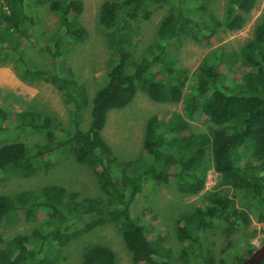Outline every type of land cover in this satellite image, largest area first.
Returning <instances> with one entry per match:
<instances>
[{
	"label": "trees",
	"instance_id": "obj_1",
	"mask_svg": "<svg viewBox=\"0 0 264 264\" xmlns=\"http://www.w3.org/2000/svg\"><path fill=\"white\" fill-rule=\"evenodd\" d=\"M195 1L102 0L96 24L110 56L103 83L88 99L84 85L74 78L65 58L66 52L87 35L79 20L82 1L0 0V61L12 58L14 70L22 80L40 79L61 91L71 107L72 122L70 130L57 135L53 117L30 109L14 113L13 127L42 133L43 141L33 147L16 139L0 144V180L46 171L53 165L49 156L61 153L92 169L105 195L76 201L75 192L56 185L12 195L0 193V264H56L52 247L64 245L74 235L67 228L68 222L81 215L88 219L75 233L114 223L136 264H190L195 258L203 264H213V257L200 240L203 232L222 222L221 231L227 238L246 224L242 206L251 200L264 206V16L256 22L252 38L237 52L230 50L227 54L230 59L239 57L247 68L238 79L226 81L219 70L224 51H219L216 60L203 58L188 75L185 68L173 67L177 45L185 38L208 43L222 29L240 28L244 15L255 3L226 0V18L220 20L203 9L204 15L198 19L188 6L184 10L185 2ZM166 4L156 26L154 45L135 57V23L148 19ZM40 5L58 20L49 34L37 31L38 22L32 12ZM24 40L36 45V50L46 54L52 65L29 67L21 45ZM137 91L153 101L179 103L182 115L168 116L165 124L150 116L143 129L142 152L132 159L113 160L101 135L106 113L125 107ZM87 105L88 125L81 127L80 112ZM197 115L204 116L210 125L199 131L185 128ZM9 116L0 107V132L5 130L4 122ZM210 167L218 173L216 184L202 193L201 205L180 215L175 225L180 248L173 251L166 245L165 235L149 237L150 228L130 212L141 185L151 180L171 184L183 195H194L202 190ZM229 189L232 195L228 194ZM39 212L43 219L28 233L4 238V229L20 221L35 220ZM250 253L248 249L246 254ZM243 259L234 253L231 264ZM218 262L226 264L225 257ZM113 263V252L106 246H93L81 258V264ZM260 264H264V259Z\"/></svg>",
	"mask_w": 264,
	"mask_h": 264
},
{
	"label": "rangeland",
	"instance_id": "obj_2",
	"mask_svg": "<svg viewBox=\"0 0 264 264\" xmlns=\"http://www.w3.org/2000/svg\"><path fill=\"white\" fill-rule=\"evenodd\" d=\"M81 1L82 11L79 20L86 28L87 35L82 42L75 43L64 57L71 66L74 78L84 85L86 96L90 99L94 91L103 83L110 50L96 24L98 7L102 0ZM189 1L191 0H186V2ZM186 2L184 10L188 6V11L196 19L202 14L204 15L201 9L205 10L206 14L208 12L220 20L226 18V0H196L191 4ZM43 7L37 6V9L32 13L38 22L37 31H45L46 34H49L57 27L58 20L54 13ZM167 7L166 4L154 10L148 19L135 23L133 38L135 57L138 58L148 46L154 45L156 26ZM262 16H264V0H255L253 7L244 15V23L240 28L231 31L222 29L212 36L208 43L191 38L183 39L177 45L173 67L176 69L185 68L187 74L190 75L203 58L206 57L213 61L218 58L219 51H224L218 68L226 81L232 77V79L235 77L238 79L239 74H243L247 68L242 65L239 57L230 59L227 54L230 50L237 52L247 40L252 38L254 26ZM21 45H23L24 59L29 67L48 68L52 65L51 59L46 54L36 50V45L32 46L26 40L21 41ZM168 50L171 51L172 47L168 46ZM2 68L8 70V75L0 73V107L4 108L10 116L8 121L4 122L5 130L0 132V144L16 139L33 147L36 143L43 141L42 133L27 129L19 130L12 126L13 114L21 110H35L53 117L57 126V135L72 128L71 107L66 103L61 91L40 79L30 82L22 80L14 70L12 58L0 61V69ZM174 114L182 115L179 103L153 101L143 92L137 91L125 107L111 109L106 113L101 135L110 147L109 157H112L113 160L137 157L142 152L143 129L147 118L156 116L162 124H165L166 118ZM88 120L89 106L87 105L80 112V126L87 127ZM208 125L210 122L204 116L197 115L188 121L185 128L199 131L205 130ZM55 155L54 157L49 156L53 165L46 171L0 180V193L12 195L22 190L56 185L64 187L67 191L75 192L76 201H82L86 197L102 198L105 196L99 189L98 178L92 169L77 163L68 154L55 153ZM205 191L202 189L194 195H183L171 184H157L146 180L141 185L130 212L139 216L144 225L150 228L149 237H154L156 234L165 235L166 245L170 246L173 251H177L182 245L174 233L175 225L179 223L180 218L178 219V217L193 207L201 205L202 193ZM232 193L233 191L229 189L228 194L232 195ZM235 194L238 195L239 192H235ZM234 199L239 205L237 197ZM242 208L247 215L246 224H241L239 229L232 231L227 238L221 231L222 222H216L212 229L203 232L200 236L204 248L208 249L209 254L213 257V264H219V258H223V256L225 263L231 264V257L234 253L245 259L251 254H246L248 249L253 252L264 243V206H261L257 200H251L248 205L242 206ZM36 216L35 220L20 221L4 229V238L16 233H28L43 219L42 212ZM87 219V216L81 215L68 222L67 228L74 235L64 245L52 247L51 254L54 256L56 264H81L82 254L93 246L108 247L113 252V264H136L132 261L114 223H105L91 230L75 233ZM227 242L230 243L229 248L226 252H222L227 246ZM190 264L203 263L200 258H195L191 260Z\"/></svg>",
	"mask_w": 264,
	"mask_h": 264
},
{
	"label": "water",
	"instance_id": "obj_3",
	"mask_svg": "<svg viewBox=\"0 0 264 264\" xmlns=\"http://www.w3.org/2000/svg\"><path fill=\"white\" fill-rule=\"evenodd\" d=\"M264 259V243L255 249L251 254L243 259L239 264H260Z\"/></svg>",
	"mask_w": 264,
	"mask_h": 264
},
{
	"label": "built area",
	"instance_id": "obj_4",
	"mask_svg": "<svg viewBox=\"0 0 264 264\" xmlns=\"http://www.w3.org/2000/svg\"><path fill=\"white\" fill-rule=\"evenodd\" d=\"M218 180V173L212 168H208L205 172L202 189L210 190Z\"/></svg>",
	"mask_w": 264,
	"mask_h": 264
},
{
	"label": "crops",
	"instance_id": "obj_5",
	"mask_svg": "<svg viewBox=\"0 0 264 264\" xmlns=\"http://www.w3.org/2000/svg\"><path fill=\"white\" fill-rule=\"evenodd\" d=\"M8 70L7 69H4V68H2V69H0V73L1 74H6V75H8V72H7Z\"/></svg>",
	"mask_w": 264,
	"mask_h": 264
}]
</instances>
